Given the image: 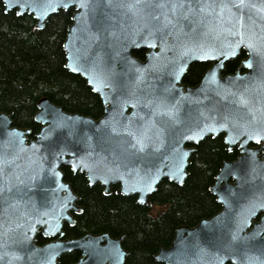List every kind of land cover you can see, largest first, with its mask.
Segmentation results:
<instances>
[{
  "label": "water",
  "instance_id": "obj_1",
  "mask_svg": "<svg viewBox=\"0 0 264 264\" xmlns=\"http://www.w3.org/2000/svg\"><path fill=\"white\" fill-rule=\"evenodd\" d=\"M0 1L5 13L32 15L39 30L51 16L74 9L63 45L66 68L86 80L104 109L95 119L44 97L35 114L42 127L33 138L31 129L13 125L12 113H0V264H57L73 251L82 252L77 264H125L124 236L87 233L62 240L65 223L75 224L72 212L83 211L63 168L100 184L106 196L119 185L117 194L149 205L163 180L183 186L195 147L220 136L229 152H240L223 162L209 188L221 210L177 227L155 259L264 264V208L258 207L264 202V59L244 44L236 55H220L240 41V33L264 43V0H244L243 7L240 0H141L138 11L120 6L134 0ZM165 17L172 23L164 26ZM142 49L144 60L134 55ZM243 52L239 68L225 74L226 63ZM197 62L211 67L198 85L187 86L183 78ZM241 95L247 105L239 103ZM206 126L215 130L201 132ZM125 128L137 135L147 130L143 151L130 147L134 141ZM254 130L259 142L250 138ZM149 178L151 191L143 189ZM126 185L131 190L125 192ZM39 234L59 239L40 247Z\"/></svg>",
  "mask_w": 264,
  "mask_h": 264
},
{
  "label": "trees",
  "instance_id": "obj_2",
  "mask_svg": "<svg viewBox=\"0 0 264 264\" xmlns=\"http://www.w3.org/2000/svg\"><path fill=\"white\" fill-rule=\"evenodd\" d=\"M73 13L74 9L62 10L39 30L32 15L5 13L0 1V113H12L13 125L31 129L32 138L42 127L35 121V114L44 97L67 112L95 119L104 113L101 99L86 80L66 68L63 45ZM146 53L142 49L134 55L144 60ZM243 58L244 52L227 62L224 73L235 72ZM209 66L192 64L183 82L198 84ZM236 155L227 150L223 136L206 138L191 156L184 185L163 180L150 197L149 206L138 204L134 196L115 192L106 196L100 184L90 186L84 174H75L65 167V181L79 196L83 209L81 215L75 216L76 225L65 228L66 237L79 238L87 233L124 236L123 247L128 252L125 264H163L155 255L160 247L171 245L177 227L194 226L220 211L221 206L209 188L223 162L236 159ZM75 257L76 254L67 253L60 264L72 263Z\"/></svg>",
  "mask_w": 264,
  "mask_h": 264
},
{
  "label": "snow or ice",
  "instance_id": "obj_3",
  "mask_svg": "<svg viewBox=\"0 0 264 264\" xmlns=\"http://www.w3.org/2000/svg\"><path fill=\"white\" fill-rule=\"evenodd\" d=\"M141 3V0H134V2L132 3H128V4H121L120 6L121 7H127L129 10H137L138 11V8L137 6ZM21 7H27L28 5H20ZM61 6L63 7H68L69 5L67 3H64L62 4ZM81 7H87L86 4H81L80 5ZM160 7H163V5H159ZM240 6L243 7L244 6V0H240ZM17 15H20V13L18 12ZM172 21L170 19H168L167 17H165V24L164 26H167L168 24H171ZM232 35H237V33H231ZM240 41L235 45H229V51L227 52H221L220 55L223 56L225 59H227L229 56H233V55H236V49L240 46V44H244L250 53H253L255 54L256 56H259L261 57L262 59H264V43L260 44V45H257L255 43H253L251 41V39L249 40H245L244 39V36H243V33H240ZM154 46V45H153ZM202 58H206V57H202ZM245 65L249 68L252 67V60L249 59L247 61H245ZM98 75H100L101 73H97ZM211 75L214 77L215 76V73H211ZM178 78V77H177ZM237 79H243L242 77H239L237 76ZM91 83V81H90ZM239 103L240 104H243V105H247L248 101L247 99L241 95L240 98H239ZM169 116H172L173 113L171 111H169L167 113ZM262 117H264V113L261 114ZM258 119V117L256 115H253V121H256ZM224 125H221V127H223ZM215 129L212 127V126H206L205 128L201 129L200 131L201 132H212L214 131ZM125 132H127V134L132 138V140L134 141V143H132L130 145V147L132 148H135L137 149L138 151H143L144 147H145V143L148 139H150L148 136H147V130H145L144 132L140 133L139 135H137V133L133 132V131H130L128 128H125L124 129ZM113 132H116V129L113 128ZM250 138L252 139H256L257 142H259L260 140V132L259 131H253L250 135ZM85 167H87L88 165H84ZM109 171H111V169H109ZM122 178V177H121ZM90 180H91V177H90ZM105 183H107L108 181L105 180L104 181ZM153 180L152 178H149L147 180H144L143 181V189L144 190H147V191H151L152 190V184H153ZM133 188H135V185L132 186ZM131 189H129L126 185L125 187V192L129 191ZM143 201H141L142 203ZM258 207L260 208H264V202L260 203L258 205ZM237 237L235 235H233L232 239L235 240Z\"/></svg>",
  "mask_w": 264,
  "mask_h": 264
},
{
  "label": "flooded vegetation",
  "instance_id": "obj_4",
  "mask_svg": "<svg viewBox=\"0 0 264 264\" xmlns=\"http://www.w3.org/2000/svg\"><path fill=\"white\" fill-rule=\"evenodd\" d=\"M240 57V56H239ZM245 57H246V54H245ZM244 59V58H243ZM242 61V60H241ZM205 64H208V65H210L209 66V68L211 67V64L210 63H205ZM240 64H241V62H240ZM240 66V65H239ZM239 66H238V68H239ZM208 68V69H209ZM237 68V69H238ZM207 69V70H208ZM236 69V70H237ZM244 71H246V70H244ZM234 73V72H233ZM202 79V78H201ZM183 80H184V78H183ZM201 81V80H200ZM184 83V82H183ZM185 85H187V86H191V85H188V84H186V83H184ZM199 84V83H198ZM198 84H196V85H198ZM196 85H194V86H196ZM194 86H192V87H194ZM196 148V147H195ZM232 152H235V153H237V155H236V159L238 158V156H239V154H240V152H239V149H238V147H235L234 148V150L232 151ZM192 156V155H191ZM191 159V158H190ZM236 159H234V160H236ZM234 160H232V161H234ZM188 171V170H187ZM189 173V172H188ZM216 178V177H215ZM215 182V181H214ZM185 183V182H184ZM89 184V183H88ZM214 184V183H213ZM212 184V185H213ZM96 185V184H95ZM90 186H93V185H90ZM116 187V188H115ZM119 189V185H114V192L117 194V190ZM113 192V193H114ZM112 193V194H113ZM111 194V195H112ZM107 196H109V195H107ZM123 196V195H122ZM152 196V195H151ZM150 196V197H151ZM134 197H136V196H134ZM136 202H137V197H136ZM138 203V202H137ZM139 204V203H138ZM150 204H151V202H150ZM149 204V205H150ZM78 205H79V202H78ZM149 205H145V206H149ZM80 206V205H79ZM221 206V205H220ZM81 207V206H80ZM157 210H159V207H157V208H155V210H153V213L155 214L156 212H157ZM221 210V209H220ZM83 212V211H82ZM82 214V213H81ZM81 214H76V213H73L72 212V215H73V217H74V219H75V224L72 226V227H74L75 225H76V217L75 216H79V215H81ZM67 226H69V227H71L68 223H65V225H64V227H63V229H62V232L65 234V228L67 227ZM82 237V236H81ZM75 238H78V237H75ZM75 238H72V239H75ZM59 239V236H57V237H54V238H48V237H45V236H43V235H41V234H39L38 235V237H37V239H36V245L37 246H40V247H42V246H44V245H47V244H49V243H51V242H53V241H56V240H58ZM66 239H71V238H67L66 237V234H65V236L63 237V239L62 240H66ZM72 254H76V257L75 258H72V263H69V264H77L81 259H82V252H80V251H73L72 252ZM65 255V254H64ZM156 256V255H155ZM127 258V257H126ZM62 259V257H60L59 259H58V261H57V264H60V260ZM126 263V262H125Z\"/></svg>",
  "mask_w": 264,
  "mask_h": 264
}]
</instances>
